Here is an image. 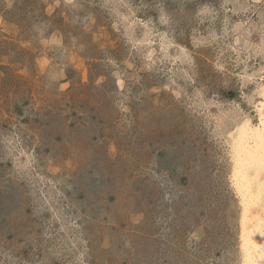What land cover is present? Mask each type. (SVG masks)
I'll return each mask as SVG.
<instances>
[{
  "label": "rangeland",
  "instance_id": "rangeland-1",
  "mask_svg": "<svg viewBox=\"0 0 264 264\" xmlns=\"http://www.w3.org/2000/svg\"><path fill=\"white\" fill-rule=\"evenodd\" d=\"M263 88L264 0H0V264H246Z\"/></svg>",
  "mask_w": 264,
  "mask_h": 264
},
{
  "label": "bare ground",
  "instance_id": "bare-ground-1",
  "mask_svg": "<svg viewBox=\"0 0 264 264\" xmlns=\"http://www.w3.org/2000/svg\"><path fill=\"white\" fill-rule=\"evenodd\" d=\"M262 97L260 124L254 125L247 119L233 137L234 184L244 205L246 264H260L264 259V216L257 210L261 206L264 212V88Z\"/></svg>",
  "mask_w": 264,
  "mask_h": 264
}]
</instances>
